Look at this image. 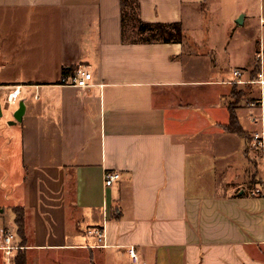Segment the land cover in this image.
<instances>
[{"label":"crops","instance_id":"crops-1","mask_svg":"<svg viewBox=\"0 0 264 264\" xmlns=\"http://www.w3.org/2000/svg\"><path fill=\"white\" fill-rule=\"evenodd\" d=\"M138 2L194 48L123 43L120 0H0V138L20 126L17 172L0 165V264L16 208L27 264H133L130 249L139 264H264V84L244 109L257 130L238 120L251 141L222 130L233 72L248 84L258 63L264 83V0ZM80 67L88 89L58 86Z\"/></svg>","mask_w":264,"mask_h":264},{"label":"trees","instance_id":"trees-1","mask_svg":"<svg viewBox=\"0 0 264 264\" xmlns=\"http://www.w3.org/2000/svg\"><path fill=\"white\" fill-rule=\"evenodd\" d=\"M121 6V27L122 40L125 44L131 45H187L194 48L186 36L180 24H149L144 23L140 17V5L138 0H120ZM77 69H70L63 72V76L73 74ZM260 75V66L257 63L250 73V81L245 85L235 84L232 87L231 99L236 104L242 102L247 96V90L258 81ZM243 87V88H241ZM240 88V89H239ZM259 102V101H257ZM229 123L222 127V130L228 134L249 140L250 136L241 128L236 111L238 109L228 104ZM15 215V242L18 250L14 257V264H27L26 253L24 251L27 241L24 234V211L16 208ZM6 232V231H5Z\"/></svg>","mask_w":264,"mask_h":264},{"label":"built area","instance_id":"built-area-1","mask_svg":"<svg viewBox=\"0 0 264 264\" xmlns=\"http://www.w3.org/2000/svg\"><path fill=\"white\" fill-rule=\"evenodd\" d=\"M233 76L235 79L238 80L237 85H244L245 83L240 82V79L242 78L241 71H234ZM92 83V74L88 71L87 68L80 67L78 68L73 74L69 76H62L60 79V82L58 84L59 87L64 88H73V89H88L91 86ZM258 84L263 85L262 82V76L259 75ZM20 96V88L16 87L12 90V92L7 97V103L12 106L17 103V100ZM254 121V119H253ZM256 145L260 148H263V141L258 137V135H255L253 138ZM120 180V175L117 173H106L104 176V186L105 188H111L116 183H118ZM252 197H264V189L262 191L255 190L251 193ZM91 234H94L99 240H101L103 237L98 231H94ZM15 232L13 231H6L4 233V239H3V248L2 251L4 253L5 257V264H14V257L16 254V251L18 250V247L16 246L15 242ZM129 256L132 260L133 264H139V259L134 251V249L129 250Z\"/></svg>","mask_w":264,"mask_h":264},{"label":"rangeland","instance_id":"rangeland-1","mask_svg":"<svg viewBox=\"0 0 264 264\" xmlns=\"http://www.w3.org/2000/svg\"><path fill=\"white\" fill-rule=\"evenodd\" d=\"M228 72H230V71H228ZM247 78H248V75L246 76V79ZM234 85L235 84H233L231 86V91H232V87ZM241 88H243V87H241ZM247 92H248V96L242 102H240L238 104H236L235 102L232 101L231 96H230L231 93H230L225 99V106L227 107L228 104H230V105L234 106V108L238 109L237 110V117H238V120L240 121L242 127L246 131H248L249 133H252L257 129H255L252 126L251 119L249 118V112H246L244 109L248 108L249 105H252L254 110H256L257 109L256 102H257L258 95H257L256 91L252 89V87L250 89H248ZM19 127L20 126H16V127H12L10 129L9 138L5 137V136H4V138H0V165L2 166L1 167L2 169L7 170V171L14 169L17 172V170H18V165H17L18 159L17 158L15 159V155L13 153L14 148L12 146L13 145L15 146V143L18 141L17 137L19 134V129H20ZM249 141H251V137L249 138ZM8 142L12 144L10 147H8V145H7ZM253 156L255 159H258V158H260L261 153L259 151H254ZM259 172H260V174H262V165H260V167H259ZM16 180H17L16 178H13V180H11L9 182V184L10 185L14 184ZM252 188L254 189L255 185ZM255 190H253V191H255ZM10 204H12L11 199H10ZM6 205H7V203H6ZM5 217H6L7 222L10 224V226H12V224H13L12 219L14 218L13 214L11 212H7ZM15 230H16L15 227L10 228V229H6V231H13V232H15Z\"/></svg>","mask_w":264,"mask_h":264},{"label":"water","instance_id":"water-1","mask_svg":"<svg viewBox=\"0 0 264 264\" xmlns=\"http://www.w3.org/2000/svg\"><path fill=\"white\" fill-rule=\"evenodd\" d=\"M25 110H26V107H25L24 102H20L18 105V110L14 115V121L15 122L10 123V125H15L16 123H21L22 119L25 115Z\"/></svg>","mask_w":264,"mask_h":264}]
</instances>
